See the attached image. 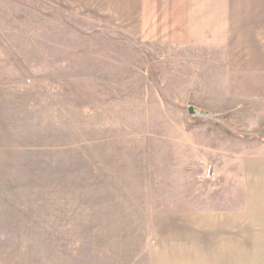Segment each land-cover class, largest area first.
I'll use <instances>...</instances> for the list:
<instances>
[{
  "label": "rangeland",
  "instance_id": "374dc122",
  "mask_svg": "<svg viewBox=\"0 0 264 264\" xmlns=\"http://www.w3.org/2000/svg\"><path fill=\"white\" fill-rule=\"evenodd\" d=\"M174 1L0 0V264H264V0Z\"/></svg>",
  "mask_w": 264,
  "mask_h": 264
},
{
  "label": "crops",
  "instance_id": "0c3cea01",
  "mask_svg": "<svg viewBox=\"0 0 264 264\" xmlns=\"http://www.w3.org/2000/svg\"><path fill=\"white\" fill-rule=\"evenodd\" d=\"M164 1H167V2L170 1V4H173L175 2L174 0H132V2L130 3L131 4L130 7L132 6L134 8V11H133V14L135 17L134 19L141 23V26L139 28L140 30L137 31V32H140V34H137V36H139L140 38L151 37V35L147 34V31L143 30L144 26L146 27L150 22H152L151 18L153 16V8L156 7V5H159L161 2H164ZM127 6H128L127 0H122V7L121 8H122V14L124 16H125V14H127V12L125 10ZM213 10H214L215 21L217 18V13H218V16L221 20V18H222L221 15L223 13V9H220V7L218 6V9L214 8ZM213 10L212 9L209 10V13L211 14L213 12ZM180 34L181 33H178L176 38L181 39V37H179ZM182 34H184V32ZM205 34H206V36H209L210 30L208 29V31ZM202 43L206 44L205 38L203 39Z\"/></svg>",
  "mask_w": 264,
  "mask_h": 264
},
{
  "label": "water",
  "instance_id": "95a60500",
  "mask_svg": "<svg viewBox=\"0 0 264 264\" xmlns=\"http://www.w3.org/2000/svg\"><path fill=\"white\" fill-rule=\"evenodd\" d=\"M191 110V111H190ZM189 111L190 112H193V113H196V114H198V115H206V114H204V113H201V112H199V111H197V110H195L194 108H191V107H189ZM197 115V116H198Z\"/></svg>",
  "mask_w": 264,
  "mask_h": 264
}]
</instances>
